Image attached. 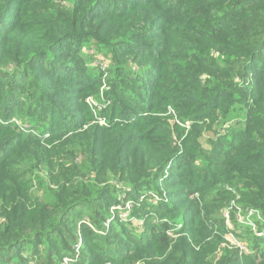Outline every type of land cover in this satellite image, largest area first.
<instances>
[{
	"label": "trees",
	"instance_id": "16d2710c",
	"mask_svg": "<svg viewBox=\"0 0 264 264\" xmlns=\"http://www.w3.org/2000/svg\"><path fill=\"white\" fill-rule=\"evenodd\" d=\"M0 264H264V0H0Z\"/></svg>",
	"mask_w": 264,
	"mask_h": 264
},
{
	"label": "rangeland",
	"instance_id": "374dc122",
	"mask_svg": "<svg viewBox=\"0 0 264 264\" xmlns=\"http://www.w3.org/2000/svg\"><path fill=\"white\" fill-rule=\"evenodd\" d=\"M81 52H82V56H84V59H88L89 60V62H92L94 65L93 66H91V67H89L88 68V70H89V72H94V71H96V73H100V75L103 77V78H108L109 77V68H110V64L108 63V56L107 55H105L104 53H103V51L102 50H100V48H98L96 45H93V44H90V46L89 47H87L86 45H82L81 46ZM107 74V75H106ZM106 76V77H105ZM102 99L103 98H101V96L97 99V101H94V102H97L96 103V105H97V107L96 108H94V114L96 113L97 114V112H99V107L101 106V105H103V103H104V101H102ZM88 101H89V103H91L92 104V98H88L87 99ZM98 108V109H97ZM95 109H97V110H95ZM243 118V116H241V119ZM153 194V191H147L146 193H145V195H150V194ZM151 194V195H152ZM144 195V196H145ZM163 195H165V193L163 192ZM143 197V196H142ZM142 197H140V199H142ZM131 202L130 201H127L126 203H125V206H127V207H129V208H131ZM117 207H119V210H118V213H121V216H126V217H128V211H126L125 209H124V207L123 206H121V204L120 203H118V205H117ZM118 209V208H117ZM130 218V217H129ZM132 221L135 223V224H137V226H139V224H141L142 223V220H136V217H134L133 219H132Z\"/></svg>",
	"mask_w": 264,
	"mask_h": 264
},
{
	"label": "built area",
	"instance_id": "2783aa9c",
	"mask_svg": "<svg viewBox=\"0 0 264 264\" xmlns=\"http://www.w3.org/2000/svg\"><path fill=\"white\" fill-rule=\"evenodd\" d=\"M252 213H254L253 210H251V209L248 210L247 216L244 218V220H242V222L246 223L247 225H250L251 226V229H253L256 232L257 235H261L262 234V231L257 230L255 228V226L253 225V222L250 219V216L252 215ZM230 238H232V237H230ZM241 247H242V245H241Z\"/></svg>",
	"mask_w": 264,
	"mask_h": 264
}]
</instances>
